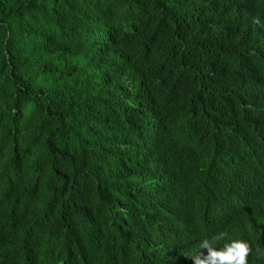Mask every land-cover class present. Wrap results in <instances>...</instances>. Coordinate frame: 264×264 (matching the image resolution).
<instances>
[{
	"label": "trees",
	"instance_id": "16d2710c",
	"mask_svg": "<svg viewBox=\"0 0 264 264\" xmlns=\"http://www.w3.org/2000/svg\"><path fill=\"white\" fill-rule=\"evenodd\" d=\"M222 231L264 264V0H0V264Z\"/></svg>",
	"mask_w": 264,
	"mask_h": 264
},
{
	"label": "clouds",
	"instance_id": "9594fccd",
	"mask_svg": "<svg viewBox=\"0 0 264 264\" xmlns=\"http://www.w3.org/2000/svg\"><path fill=\"white\" fill-rule=\"evenodd\" d=\"M222 241L227 242L218 246ZM202 250H206V254ZM252 253L253 249L248 241L228 240V233L222 231L200 240L198 251L188 257L193 264H249ZM256 253L258 256L264 255V251L260 249H256Z\"/></svg>",
	"mask_w": 264,
	"mask_h": 264
}]
</instances>
